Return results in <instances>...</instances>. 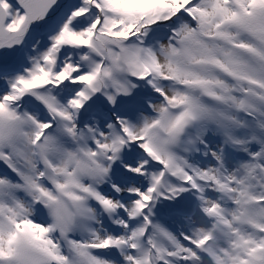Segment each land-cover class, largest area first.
<instances>
[{
	"label": "bare ground",
	"instance_id": "6f19581e",
	"mask_svg": "<svg viewBox=\"0 0 264 264\" xmlns=\"http://www.w3.org/2000/svg\"><path fill=\"white\" fill-rule=\"evenodd\" d=\"M18 1L26 19L15 31H4L0 8V66L13 62L0 68V83H13L11 93L0 96V169L8 178L0 179V264H124L112 252L126 233L115 215L121 197L134 190L125 177L135 172L137 146L148 152L155 183H163L155 189L156 208L146 210L154 240L144 264H264V196L257 194L264 191V0L118 4L112 11L124 20L167 17L169 38L160 41L152 25L129 42L96 36L90 44L82 38L94 25L91 12L61 18L68 0ZM49 23L56 31L48 53L41 52L40 59L49 58L46 67L55 68L71 48L79 60L77 66L68 62L64 76L80 79L88 97L98 70L104 76L102 100L121 118L117 127L107 124V138L97 135L95 121L94 128L63 135L56 125L31 139L30 119L13 113L24 95L51 110L62 100L53 86L30 91L21 84L25 72L10 73L29 46V32H48ZM84 104L80 113L89 112ZM142 105L151 109L138 115ZM128 109L137 110L124 115ZM32 148L45 170L42 180H33ZM160 168L169 180L159 176ZM17 179L37 198L36 210L50 228L34 222L22 205L7 204L3 188L12 195ZM177 195L179 203L170 202ZM187 202L196 209L184 218L179 204Z\"/></svg>",
	"mask_w": 264,
	"mask_h": 264
},
{
	"label": "rangeland",
	"instance_id": "374dc122",
	"mask_svg": "<svg viewBox=\"0 0 264 264\" xmlns=\"http://www.w3.org/2000/svg\"><path fill=\"white\" fill-rule=\"evenodd\" d=\"M139 1L141 2V0H68L67 4H65L63 8L64 11L61 18L67 16V14L70 12H76L77 16L86 15L90 12L91 14L95 15L96 17L93 21V27H91L89 32L85 33L82 38L87 42V44L96 42V36H103L104 39H107L108 43L119 42L120 39H128L127 42H129L131 38L135 39L137 37V35L134 36V33H141L142 29L152 25L156 28V36L161 41L162 38L167 36V33L165 32L167 17H157L153 16V14H150L151 16L149 18H145L146 15L145 17L142 15L135 20H124L113 12L118 4H129V6H131L134 2ZM143 1L147 2L153 0ZM159 1L161 0H154V3H159ZM24 6L25 5L21 4L18 0H0V8L2 10L1 19L4 21L3 27L5 32L17 30L21 26V23L25 21L26 11ZM108 10H110V12H108ZM48 25V32H45L44 30L42 31L40 28H37L40 30V32L36 33L34 29H32V32H29L31 37L26 39L28 40L29 46H27V50L24 51L25 53L23 57H21V59L16 63L17 69L10 73L15 75L25 72L26 77L24 80H22L21 84L26 85L30 91L36 87L45 89L46 86H53L55 92H58L61 95L60 97L62 100L56 109L51 110L50 108L39 105V103L23 94L24 96H21V98L15 100L13 106H11L13 113L16 115V118L30 119V122L28 123V133L31 139H36L38 137L42 138L46 136V134L52 129H56L54 127L56 125H58L59 133L63 135L65 129L76 130L77 128H94L95 121L97 135L101 138H107V136L110 135V129L107 124L112 123V125L117 127L121 118L120 115L115 111L110 110L109 106L102 100L101 90L104 89L103 87H105L104 76L100 73V70H98V75H96L95 80V90L91 93V95L88 94L90 95L88 97L84 92L83 83L80 79L75 80L73 79L75 77H73L71 78L73 80H71L64 76V70L66 69L69 61L75 62L74 65L76 66L78 64L79 59L73 55L74 51H72L71 48L62 52L55 68H52L51 70L49 67H46V63L48 62L49 58L46 56L45 58L40 59L42 57L41 52L44 51V54L48 53V42L56 31L53 23H49ZM167 38H169V36H167ZM167 40L170 39H166V41ZM12 63L13 62L9 63L5 61L1 64L0 68H7ZM88 73L89 72L87 71L86 74ZM93 82L94 80L92 83ZM87 86L90 87L91 83H88ZM12 87L13 83L11 80L0 83V96H8L12 91ZM156 99L157 98H151V101ZM83 103H87V105L84 104L83 107L89 109V112L86 111L80 113V107L83 105ZM150 109L151 107L145 105H142L141 107L138 106V115L146 114L144 112H149ZM135 110L137 109H128L124 110L123 113L126 115V112H133ZM87 115L90 116L85 117ZM57 137L59 136L58 132L56 131L55 134L52 135V138L56 139ZM47 139L51 141V135H48ZM87 149L93 151L95 149V143L90 141L87 144ZM147 153V150L142 146L134 147L132 150L131 159L133 162L131 168L132 170H135V172H133L135 175L132 174V171H129L126 177L122 173V178L125 177L130 182H132L134 190L131 189L120 199L122 208L117 210L115 216L118 217L117 219L123 220L126 223V233L122 244L118 245L117 248H115L112 252L116 257L115 259L120 262L122 261L124 264H144L147 256L152 254L153 244L151 242L154 240V238L150 237L151 230L148 226L147 220V216L149 214L146 213V210L149 209L148 212H150V208L153 210L156 208L151 204L155 199V189L162 182H158V184L155 183L153 173L154 168L148 163V158L146 155ZM29 156H33L34 158L32 167L33 180L34 178L36 181L38 179H44L45 170L41 164L42 162L37 156V150L34 148L32 153L29 152ZM240 160H244V163L249 162L246 157H242ZM176 163L177 162H174L173 164ZM124 164L127 165V162H124ZM159 173V176L165 177L166 180H169L168 175L170 174H167L165 169L160 168ZM1 178H5V181L8 179L6 172L0 169V179ZM17 181L19 183L16 184H19V188L15 189V191L12 192V195H10V190H8L7 186L3 188L2 193L4 195H9L5 196V201L7 204H10L9 199H11L12 203L22 205L26 210V214L29 213L28 215L34 219V222L42 224V226H45V228H50L49 226L51 225L48 223L44 212L41 210H36V206L33 202L37 198H34L32 195H30L25 190V188H22L23 185H25L22 180L17 179ZM41 184L43 188L48 190V185L45 182ZM257 194L259 196H264V191L262 189H258ZM178 197L179 195L175 196L170 202L179 203L177 201ZM182 204L184 203L179 204L180 209L183 208ZM191 216L192 214H188L184 215L183 217L185 218ZM161 220L163 222L166 219L161 218ZM15 227L20 228L21 226L16 225ZM9 230L12 229H8L6 231ZM188 250L198 256L195 253L193 247H189Z\"/></svg>",
	"mask_w": 264,
	"mask_h": 264
},
{
	"label": "water",
	"instance_id": "95a60500",
	"mask_svg": "<svg viewBox=\"0 0 264 264\" xmlns=\"http://www.w3.org/2000/svg\"><path fill=\"white\" fill-rule=\"evenodd\" d=\"M2 71V70H1Z\"/></svg>",
	"mask_w": 264,
	"mask_h": 264
}]
</instances>
